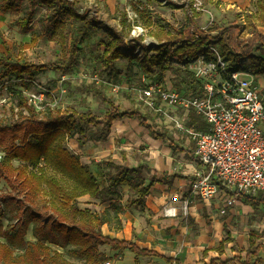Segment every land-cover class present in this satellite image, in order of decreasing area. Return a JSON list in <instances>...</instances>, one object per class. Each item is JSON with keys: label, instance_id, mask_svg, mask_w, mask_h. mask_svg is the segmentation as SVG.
Returning <instances> with one entry per match:
<instances>
[{"label": "trees", "instance_id": "trees-1", "mask_svg": "<svg viewBox=\"0 0 264 264\" xmlns=\"http://www.w3.org/2000/svg\"><path fill=\"white\" fill-rule=\"evenodd\" d=\"M20 1L22 0H2L1 8L5 12L17 11ZM28 2L31 12L37 11L40 7L50 12L55 33L61 31L62 57L55 62L33 63L15 57L13 52L2 55L0 81L12 76L20 79L28 76L33 79L35 74L46 70L66 74L72 72L80 65V56L84 52L82 45L95 32L91 25L93 19L89 20L85 14H81L75 3L70 0ZM256 8L255 13L245 16V28L233 23L228 28L220 30L217 27L207 31L198 26L193 15L189 17V23L179 31V34L171 35L166 42H160L154 48L144 46L145 54L153 53L148 61L149 66L159 67L155 81L160 86H165L168 72L177 74L187 72L184 68L200 56H204L208 61L217 62L218 57L210 46L218 50L226 64L227 72L245 71L253 76L263 75L264 33L260 28H264V0H256ZM103 29L106 33L100 45L104 46V51L94 57L102 70L113 72L118 60L129 57L123 49L130 50L132 46H125L123 33L108 25ZM216 30H220V33L212 36L211 33ZM146 71L150 73L151 69L146 68ZM177 88L180 91L178 86ZM13 93L23 112L15 122L0 123V148L4 152V158L0 160V180H3L12 191L11 194L3 195L2 201L17 208V223L5 228L0 219V264H74L52 246L66 250L70 257L81 260L84 264H103L107 260L99 250L103 245L121 250L130 249L137 256L157 255L130 242H121L104 236L102 228L108 221L90 210H81L78 206V199L84 195L102 197L110 193L116 194L118 188L127 186L136 196L129 204L132 203L141 211L145 210L146 197L150 195L153 185V181L148 186L145 185L147 167L141 165L129 168L115 160H105L98 164L97 175L89 166L82 164L79 156L72 154L67 143L77 132L80 123L85 126L104 125L110 128L114 121L124 118L138 120L140 125L148 129L151 137L163 140L174 154L183 152L176 140L167 131L152 127L147 115L139 110L122 112L117 110L112 102L114 110L108 111L101 118L73 110L49 108L39 112L29 104L22 91L14 90ZM95 93L102 96L98 91ZM102 97L106 99L105 96ZM198 129L204 130L203 127ZM79 132L87 140L99 139L98 132L86 133L84 130ZM87 140L80 142L84 145ZM194 160H197V157ZM15 161L20 165L16 166ZM50 169L74 181L76 189L71 191L63 186L56 177L48 174ZM187 179L191 181V185L198 180L197 177ZM191 185L185 194L186 197ZM39 198L43 202L41 207H38ZM241 199L253 207L264 203V196ZM32 225L35 241H27L26 236ZM233 241L231 236L228 237L216 251L223 255L226 246ZM249 245L245 260L241 257L228 260L214 258L211 264H253V260L259 257L262 245L253 236L249 239ZM233 249L235 250V247ZM17 251H21L20 254H17ZM207 253L208 251L205 255ZM168 262L182 264L178 259L175 261L170 259Z\"/></svg>", "mask_w": 264, "mask_h": 264}, {"label": "rangeland", "instance_id": "rangeland-1", "mask_svg": "<svg viewBox=\"0 0 264 264\" xmlns=\"http://www.w3.org/2000/svg\"><path fill=\"white\" fill-rule=\"evenodd\" d=\"M70 1L75 3L81 14H85L89 20L93 19L91 25L95 28L93 35L82 45L84 52L80 56V65L68 74L46 70L35 74L33 79L28 76L21 79L12 76L0 81V123L15 122L20 113L23 112V109L19 107L18 99L13 93L14 90H18L22 91L27 99L32 93L46 94L44 104L35 106L39 112H44L49 108L62 111L73 110L103 118L108 111L114 110L111 102L117 110L122 112L139 110L147 115L148 122L152 127L164 132L167 131L170 136L187 143L188 139L191 140L190 136L179 133L174 121L187 123L189 120L195 121L197 119L202 124L196 114L197 117L191 115L186 120L182 111L175 110L174 112L170 111L169 117L166 118L164 114L156 110L163 105L160 100L155 99L154 109L146 106L143 90L148 85L157 83L155 76L159 67L156 65L149 66L148 61L153 53L145 54L144 46L154 48L160 42H166L171 35L179 34V31L189 23V17L193 15H195L194 19H196L198 26L209 31L217 27L220 30L228 28L233 23L245 28V16L257 11L256 0ZM243 3L248 6L251 5V7H246ZM19 4L20 7L17 11L5 12L1 8L2 0H0V57L13 52L15 57L23 61L33 63L57 61L63 54L61 31L55 33L50 20V12L42 7L35 12H31L28 0H22ZM105 25L123 33L125 46H132L130 50L123 49L129 57L118 60L113 72L102 70L94 57L104 51V46L100 45V41L106 33L103 29ZM101 29L103 31H100ZM220 30H216L211 35L217 36ZM255 54L259 55L258 52H255ZM146 68L151 69V72L148 73ZM1 71L2 66L0 65V73ZM256 85L262 88L264 93V74L257 76ZM177 86L182 93L190 94L196 88L192 74L188 71L182 74L168 72L165 88L179 90ZM96 91L100 92L106 99L97 95ZM164 110H167V107ZM79 130H84L86 133L89 131L98 132L99 139L87 140ZM147 135L148 129L142 127L138 120L116 121L110 128L104 125L99 127L94 125L85 126L80 123L77 132L68 139L67 147L72 154L80 157L83 165L89 166L91 171L97 175L99 173V162L105 160H115L131 167L146 166V186L152 181V175L156 169H164L163 162H166L165 167L172 173L189 174L186 161L170 163L168 146H147L145 141ZM84 140L87 141L82 145L80 141ZM0 153L4 154L2 148H0ZM177 160L179 161L180 157ZM15 165L19 166L20 163L15 161ZM48 174L56 177L69 190L74 191L76 189L75 182L64 174L52 169L48 171ZM166 186L168 185L160 188H164L168 194L170 193L171 197L166 199L165 204L157 211L163 217L159 216L156 220L153 219L156 214L151 210L146 209L142 212L136 210L132 203L129 204L130 200H134L136 196L127 186L118 188L116 194L110 193L102 197L84 195L78 199V206L81 210H90L108 221L102 228V232L107 236L118 235L121 238H127L130 235V233L126 234L127 228H131L133 235H135L140 226L141 228L151 226L156 230V225L161 231L169 233L171 230L178 228L175 231L177 232L175 236L181 239L179 242L181 247L190 243L194 244L191 241V238H193L191 234L193 233H196L198 237L203 236V234L207 235L205 232L200 231H203L207 225L215 220L212 218L214 213L210 209L213 208V212L216 213V206L218 208L229 207L227 199L223 200L226 203L217 202V199L222 197L221 195L210 201L196 198L190 204L189 214H181L179 217L184 219L179 218L173 221L174 226L168 228V223L165 222L168 220L167 217L165 218L166 210L170 206L183 207L185 205L182 201L188 187L185 186V189L181 192L176 191L182 194L179 195L180 201L174 202L173 198L176 195L173 196V194L176 192L171 188L167 189ZM11 192L9 186L3 180H0V219L5 228H10L12 224L17 223V208L2 201V196L8 193L11 194ZM42 205L43 202L39 198L38 207ZM33 226L28 231L27 241H35ZM228 234L230 232L225 231V237ZM197 236L195 238H198ZM52 248L63 253L69 262L84 264L83 261L70 257L66 250L56 246H52ZM20 252L17 251L16 253L20 254ZM231 254L230 252L227 253L228 256ZM103 255L107 258L104 263L111 261L112 264L120 262L121 264H129V261L123 263L126 260L125 255H129L128 251L127 253L120 251L110 257H107L106 253H103ZM134 264H160V260L138 258Z\"/></svg>", "mask_w": 264, "mask_h": 264}, {"label": "built area", "instance_id": "built-area-1", "mask_svg": "<svg viewBox=\"0 0 264 264\" xmlns=\"http://www.w3.org/2000/svg\"><path fill=\"white\" fill-rule=\"evenodd\" d=\"M210 49L218 57L217 62L200 56L184 68L196 85L190 94L168 90L158 83L143 90L146 106L154 109L155 99L160 100L163 105L156 110L166 118L170 111L178 110L185 119L196 114L205 125L204 130H198L191 120L174 121L178 132L197 141L195 155L202 171H196L198 180L184 197L185 205L166 210L169 217H177L180 212L188 215L196 198L210 201L221 195L232 206L241 198L264 196L263 89L256 85L257 76L245 71L227 72L218 50L212 46ZM28 97L34 107L46 101L45 93ZM3 158L0 153V160ZM173 201L179 202V196Z\"/></svg>", "mask_w": 264, "mask_h": 264}, {"label": "crops", "instance_id": "crops-1", "mask_svg": "<svg viewBox=\"0 0 264 264\" xmlns=\"http://www.w3.org/2000/svg\"><path fill=\"white\" fill-rule=\"evenodd\" d=\"M243 5L249 8L251 7V5L248 6L245 5L244 3ZM260 31L264 33V28H260ZM191 115H195V114L192 113ZM125 119L133 120L129 118H124L116 121H123ZM195 121L197 123L194 121H192V123L196 125L197 129L198 127H203L205 129V125L202 120H201L202 124H200L197 119H195ZM179 133H182L183 135H187L184 134L183 132H179ZM173 138L176 140L178 146L182 148L183 152L174 154L173 150L170 148V146L167 143H165L161 139H155L151 137L149 131H148L147 139L145 140L147 146H168L169 149L168 155H169L170 163L174 164V162L186 161L189 172V174L172 173L169 170H167V168L165 167L166 162H163L164 169L161 170L159 168L154 171L152 175L153 185L151 188V193L149 195L150 198H148L149 196L146 197V201H145L146 207L145 210H143L142 212L146 211V209L151 210L152 212H154V214H156V216L153 218L155 220L158 219L159 216L163 217V215L157 213V211H159L160 207H162L165 204L166 199L168 198L170 199L171 197L170 193L168 194L164 188H160V187L164 185H168L166 186L167 189L171 188V190L175 192L176 191L181 192V190L185 189V186L188 187L189 189L191 185V181L187 179V177L189 178L196 177L195 174L196 171H202L201 167L199 166V162L197 160H194V158L196 157L195 152L197 149V141L194 140L192 137H190L191 140L188 139L187 143H185L184 141H180L175 137ZM178 157H180L179 161L177 160ZM128 167L137 168L139 166L137 167L128 166ZM173 175H177L178 177L172 178L171 176ZM177 192L173 194V196L175 195L179 196L182 194ZM186 192L184 193V197ZM258 196L263 197L262 194ZM219 198L217 199L218 203L224 202L223 200H226V198L223 197H219ZM224 203H226V201ZM135 209L141 211L140 209L136 208V206ZM216 209H215L216 213L213 212V208L210 209L212 210V213H214V215H212V218H214L215 220L210 225H207L203 231L202 230L200 231V232H205V234L207 235L203 234V236L201 235L198 237L196 233L191 234L193 237L191 238V241H193L194 244L190 243L185 246L183 245V247H181L179 246V242L181 241V239L175 236V234L177 233L175 231L178 230V228L171 230V232L169 233L167 231L165 232L161 231L158 228V226L155 225L156 230H154L151 226H146L143 228H141L140 226L137 232L135 233V235H133V230L131 228L130 229L127 228L126 234L128 235L130 233L129 237L127 238H121L118 235L107 236L104 233L103 235L113 240H118L121 242L122 241L130 242L132 244H135L141 249L152 251L157 255L137 256L130 249L121 250L109 245H103L102 247L99 248V250L102 254L106 253L107 257H110L111 255L114 256L118 254L120 251H123L124 253H127L128 251L129 255L128 256L125 255L126 260L123 263L129 261V264H134L138 258L159 259L160 264H170L168 262V260L170 259H173L174 261L178 259L179 262L182 264H204V263L211 264V260L214 258L217 259L221 258L223 260H228V259H233L235 257H241L243 260H245L248 255V250L250 246L249 239L251 236H253L256 238L257 242L262 245V250L260 251L259 257L253 260V264H264V203L257 207H253V205L246 204L244 199H238L236 200L235 204H233L232 206L226 208H221V207L218 208V206H216ZM181 214L183 213L180 212L179 216ZM179 216L169 217L165 214V218L166 217L168 218V220L165 221L166 223H168L167 227L172 228L174 226L173 221H176L179 218H181ZM225 231L230 232V234H228L226 237H225ZM230 235L234 241L229 243L226 246L225 253L223 255H220L216 250L223 241L227 240L228 237H230ZM195 236H197L198 238H195ZM197 239L200 240L197 242L196 241ZM233 247H235V250L233 249ZM206 251H208L207 255H205ZM228 252L232 254L228 256L227 255ZM118 264H121V262ZM172 264H176V263H172Z\"/></svg>", "mask_w": 264, "mask_h": 264}]
</instances>
